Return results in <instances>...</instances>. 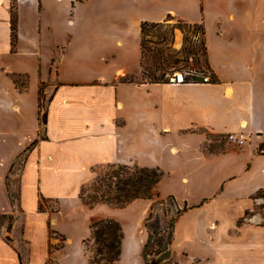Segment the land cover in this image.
Returning a JSON list of instances; mask_svg holds the SVG:
<instances>
[{
  "label": "crops",
  "instance_id": "1",
  "mask_svg": "<svg viewBox=\"0 0 264 264\" xmlns=\"http://www.w3.org/2000/svg\"><path fill=\"white\" fill-rule=\"evenodd\" d=\"M15 5L18 40L13 47L12 0H0V216L13 217L11 229L8 219L0 224V264H90L85 247V253L66 249L67 238L63 248H51L54 234L64 236L55 229L61 205L53 212L44 204L41 211L40 199L75 205L78 199L81 202V187L96 178L98 166L156 165L143 154H152L148 145L153 138L173 133L163 116L162 101L153 102L148 96L149 89L163 84L121 82L124 76H134L129 68L111 71L112 62L120 59L122 44L133 38L132 28L140 31L143 21L163 22L172 15L188 23H203L210 62L221 81L214 85L225 97L235 99L233 114L219 123H210V117L199 119L203 112L213 113L207 102H183L192 116L180 117V134L189 135V141L180 144L185 161L194 159L199 169L208 171L206 176L216 180L214 173L224 176L226 169H221L230 162L250 161L253 153L259 157L258 149L264 145V0H15ZM63 39L68 47L57 46ZM137 42L140 49V37ZM182 44L180 33L176 47ZM73 45L82 58L101 61V74L94 66L64 67L66 60H61ZM15 75L28 80L26 88H18L12 80ZM170 84L180 85V90L211 85ZM42 85L49 95L44 130L40 122L44 111L39 106ZM140 90L147 95L137 96ZM30 95H35L32 101ZM185 122L188 126L183 127ZM192 124L201 127H189ZM239 131L250 135L246 146L226 141L223 150L209 151L208 134ZM178 149L172 146V154ZM227 176L220 177L219 184ZM12 192L19 193V201H12ZM208 229L216 232L219 226L213 222ZM140 243L144 244L142 239ZM58 250L62 256L56 254ZM172 256L176 260L183 256L184 264L201 261L187 249L180 251V245L172 247ZM118 261L144 264L139 254L136 262L123 254Z\"/></svg>",
  "mask_w": 264,
  "mask_h": 264
},
{
  "label": "rangeland",
  "instance_id": "2",
  "mask_svg": "<svg viewBox=\"0 0 264 264\" xmlns=\"http://www.w3.org/2000/svg\"><path fill=\"white\" fill-rule=\"evenodd\" d=\"M132 29L134 35L131 36L133 38H128L122 44L120 59L112 62L114 67L111 71L115 72L121 66L127 67L134 76H124L121 78V82L133 80L136 85L141 86L139 78L141 56L137 42L140 31L136 27ZM180 33L182 32L177 30V35ZM60 45L68 47L69 43L63 39L57 46ZM110 50L112 51V49ZM79 51L77 46H70L68 53L65 54V59L61 60H66L64 67L85 70L88 69V66H94L98 69L97 73L101 74L102 69L99 66L101 61L85 56L82 58ZM63 57L62 54L59 59ZM103 60L109 62L105 58ZM22 78L26 79L24 76ZM12 80L14 81V76H12ZM216 86L218 85L211 84L210 87L203 89L184 88L180 90V85L163 84L160 87L149 89L148 96H151L149 99L153 102L162 101L165 121L169 122L173 128L172 134L153 138V142L148 145L152 148L149 149L152 154H143L149 156L150 160L153 159V163L156 165H152V167H160L165 174L161 181V189L160 185L158 187L160 196H156L152 200H135L124 208H113L106 204L88 207L78 201L79 199L75 205L72 202L64 204L62 200H59L60 204L58 200L47 201L45 205L49 211L56 210L61 205V212L57 213L59 222L55 229L66 236V249L79 248L85 253V247L90 252L92 246L90 241L91 223L94 220L113 219L120 222L122 226L124 225L125 238L122 245L124 258H130L136 262L139 254V257L143 259L144 244H141L140 240L142 239V243H145L148 238L144 221L149 217L153 205L158 206L162 222L167 221L168 217L163 214V209L167 208L170 202H160L170 194L176 198L180 208L191 207V209L182 212L177 221L178 235L174 239L173 246L180 245V251L184 249L190 251L191 255L201 259L198 264H264V192L259 195L260 191H264V153L258 149L259 157L253 153L250 156V161L240 164L230 162L227 168L221 169H226L224 176H228L220 184L218 180L220 177H224L221 176L222 172L214 173L217 174L216 180L208 177L205 174L208 171L199 169L197 161L190 159L186 162V156L180 153V144L185 140L189 141L188 134L182 132L180 134V120L192 117L189 112L191 109L184 107L183 102L192 100L207 102L209 110L213 113L205 114L203 112L202 117L201 114L198 117L202 121L205 117H210V123L226 122L229 120L228 116L233 114L235 99L225 97L220 88ZM42 87L44 89V85ZM141 92L143 93L140 90L137 96L147 95L141 94ZM228 93L231 91L229 90ZM31 98L34 99L35 95L28 97L29 100ZM48 100L49 95L44 94L41 112L45 111ZM31 104L28 102V105ZM10 113L12 112L10 111ZM181 125L188 126L186 122ZM208 125L211 126V124ZM230 126L228 122L227 127ZM189 127L198 128L201 125L194 124L193 126L192 124ZM226 136L223 135L218 141L223 140L225 144ZM218 141L213 142L219 144ZM172 146L179 148L178 152L174 153L176 155L172 154ZM223 147L225 146L223 145ZM216 149L220 150L221 148L216 147ZM105 169L106 166H98L95 170L103 172ZM184 178L188 180H184ZM199 178L201 181L197 180ZM93 181L94 179L89 183ZM5 221L7 220H3V222ZM213 222L219 226L216 232L208 229L209 224ZM199 229L200 234L197 233ZM53 236L55 238L52 244L54 247L64 244L61 235L54 234ZM56 254L62 256L63 252L58 250ZM183 259V256L178 260L172 256L170 261H165L162 264H184ZM116 264L121 263L118 261Z\"/></svg>",
  "mask_w": 264,
  "mask_h": 264
},
{
  "label": "trees",
  "instance_id": "3",
  "mask_svg": "<svg viewBox=\"0 0 264 264\" xmlns=\"http://www.w3.org/2000/svg\"><path fill=\"white\" fill-rule=\"evenodd\" d=\"M75 1L82 0H74V3ZM177 30L183 34L181 48L176 47ZM11 31L12 45L15 47L18 40V15L15 0H12L11 6ZM140 56L141 83L170 84L174 83L173 79H177L180 74L183 76L182 83L219 84L221 82L210 62L206 30L203 23H188L172 15H168L163 22L143 21L140 27ZM14 82L18 88L24 89L27 87L28 80L23 79L22 75H15ZM127 83H135V81L130 80ZM43 95L44 89L41 86L40 109H43ZM40 122L42 130H44V125L47 124L46 110L41 115ZM220 137L223 136L208 134L210 152L218 150L216 147L221 148L218 151L223 150L225 144L223 140L218 141ZM216 140L219 144L213 142ZM37 142V140L34 141L28 150ZM259 150L264 153L263 144L260 145ZM20 163L21 160L14 163V167ZM95 172L94 181L84 184L79 193L81 202L88 207L106 204L113 208H124L135 200H152L154 197L160 196L158 187L165 175L157 167L119 163L107 165L103 172L97 170ZM262 192L264 191H260L259 195ZM11 198L14 202L19 201V193L12 192ZM47 201L49 200L40 199L39 209L41 211H44V204ZM164 201L170 202L167 208L163 209V214L168 217L167 221L162 222L158 206L153 205L145 222L148 238L144 243L142 252L144 264H162L171 260L177 221L182 212L190 209L188 206L180 208L173 195H168L160 203H164ZM52 211H59V208ZM6 219L9 220L8 228L11 229L12 216H0V224ZM90 229V241L92 242L89 252L90 264H115L122 255V245L125 238L122 224L113 219L94 220ZM62 239L64 242L66 241L65 236H62ZM63 247L64 244L58 247L51 245L52 249Z\"/></svg>",
  "mask_w": 264,
  "mask_h": 264
},
{
  "label": "built area",
  "instance_id": "4",
  "mask_svg": "<svg viewBox=\"0 0 264 264\" xmlns=\"http://www.w3.org/2000/svg\"><path fill=\"white\" fill-rule=\"evenodd\" d=\"M249 138L250 135L244 131L230 132L226 136V139L229 143L239 147L246 146V144L249 142Z\"/></svg>",
  "mask_w": 264,
  "mask_h": 264
},
{
  "label": "water",
  "instance_id": "5",
  "mask_svg": "<svg viewBox=\"0 0 264 264\" xmlns=\"http://www.w3.org/2000/svg\"><path fill=\"white\" fill-rule=\"evenodd\" d=\"M181 76H182V75H181ZM181 79L183 80V76H182V78H181L180 75H179V77H178L177 79L174 78L173 81H174V82H180Z\"/></svg>",
  "mask_w": 264,
  "mask_h": 264
},
{
  "label": "bare ground",
  "instance_id": "6",
  "mask_svg": "<svg viewBox=\"0 0 264 264\" xmlns=\"http://www.w3.org/2000/svg\"><path fill=\"white\" fill-rule=\"evenodd\" d=\"M180 77L182 78L181 74H180ZM180 81H182V79Z\"/></svg>",
  "mask_w": 264,
  "mask_h": 264
}]
</instances>
